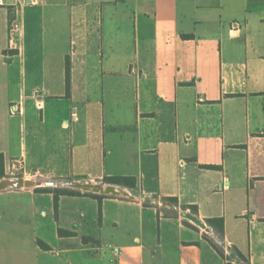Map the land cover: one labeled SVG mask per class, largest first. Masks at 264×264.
Segmentation results:
<instances>
[{"label":"crops","instance_id":"0c3cea01","mask_svg":"<svg viewBox=\"0 0 264 264\" xmlns=\"http://www.w3.org/2000/svg\"><path fill=\"white\" fill-rule=\"evenodd\" d=\"M0 153L77 191L0 189V264H264V0H0Z\"/></svg>","mask_w":264,"mask_h":264},{"label":"trees","instance_id":"16d2710c","mask_svg":"<svg viewBox=\"0 0 264 264\" xmlns=\"http://www.w3.org/2000/svg\"><path fill=\"white\" fill-rule=\"evenodd\" d=\"M65 74H66V86H68L69 84V62L68 60H66V70H65ZM5 176V170H4V156L2 153H0V178ZM104 182L107 183H114V184H120V185H124L126 187H131L134 188L136 185V179L134 176H106L104 177ZM38 190H42V191H47V192H52L53 193V205H54V211H57V207H58V198L60 195H72L77 193L76 190H72V189H67V188H51V187H39L36 188ZM166 200H170L173 201L172 198H166ZM192 210L196 212V207L192 206ZM206 222L211 225L213 228L216 229V231L218 233H222L223 232V219L221 217H214V218H208L206 220ZM58 233L60 235H65L68 234L70 235L71 232L67 231V230H63L61 228H58ZM89 238L87 237H83V241H87ZM213 243V242H212ZM37 244L42 247L43 249H50V247L44 243L41 240H37ZM215 246V244H213ZM227 264H231V263H227ZM247 264V263H246Z\"/></svg>","mask_w":264,"mask_h":264},{"label":"water","instance_id":"95a60500","mask_svg":"<svg viewBox=\"0 0 264 264\" xmlns=\"http://www.w3.org/2000/svg\"><path fill=\"white\" fill-rule=\"evenodd\" d=\"M34 182L28 179H16L14 181H5V180H0V189H4L7 186H12L13 188H23V187H29L33 185ZM55 185V182L50 181V182H45L42 184L41 182H37L35 186H52ZM70 187L75 188V189H80L82 191H89L93 193H101V194H111V195H117V196H123V197H132L131 193H129L125 188L121 187L120 185L117 184H112V183H105V184H100V183H91V182H76L69 184ZM145 201H149V197H146L144 199ZM158 203L164 205V206H171L172 203L168 200H165L164 198H161L157 201ZM186 218L191 220L194 223H199L198 218L189 212H186L184 214ZM199 225L203 228H206L204 223H199Z\"/></svg>","mask_w":264,"mask_h":264},{"label":"rangeland","instance_id":"374dc122","mask_svg":"<svg viewBox=\"0 0 264 264\" xmlns=\"http://www.w3.org/2000/svg\"><path fill=\"white\" fill-rule=\"evenodd\" d=\"M28 179V180H31V181H33L34 182V184L33 185H31V186H29V187H23V188H31V187H34L35 186V184L37 183V182H41L42 184H44L45 182H50V181H53V182H55V184L58 182V181H61V180H59V179H57V178H53V177H46V176H42V175H36V176H33V175H29V174H25L23 171H22V169H16V168H12L11 167V169H9V171L7 172V173H5V176H3V177H1L0 178V180H5V181H14V180H16V179ZM35 187H38V186H35ZM5 188H13L12 186H7V187H5ZM63 207H66V206H64V205H62ZM207 236V238L209 239V237H208V235H206ZM216 249V251L220 254V255H222L221 253H220V250L219 249H217V247L215 248ZM223 250V249H222ZM223 254H224V251H223ZM201 256H202V260L204 261V263L205 264H208L209 262H210V260H211V258H210V256L208 255V253H207V250H206V248H204V247H202V249H201ZM224 257H225V254H224ZM62 258L63 259H65V256L64 255H62ZM220 259L219 260H215V259H213V260H211L212 262H215V261H217V262H219L220 260H221V256L219 257ZM226 258V257H225ZM217 262H215V263H217ZM64 264V263H63Z\"/></svg>","mask_w":264,"mask_h":264},{"label":"built area","instance_id":"2783aa9c","mask_svg":"<svg viewBox=\"0 0 264 264\" xmlns=\"http://www.w3.org/2000/svg\"><path fill=\"white\" fill-rule=\"evenodd\" d=\"M21 24L17 19H11L7 28V47H6V57L11 55V52L17 48L18 35L20 32ZM118 253V251H115ZM226 261L231 264H239L236 260V255H233L231 251L225 248Z\"/></svg>","mask_w":264,"mask_h":264}]
</instances>
